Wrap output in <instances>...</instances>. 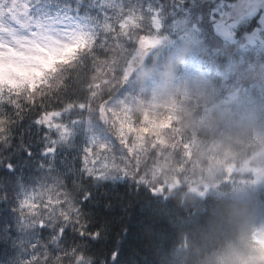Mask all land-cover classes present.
<instances>
[{"label": "snow or ice", "instance_id": "snow-or-ice-1", "mask_svg": "<svg viewBox=\"0 0 264 264\" xmlns=\"http://www.w3.org/2000/svg\"><path fill=\"white\" fill-rule=\"evenodd\" d=\"M262 10L264 0H236L233 15L264 20ZM159 28L139 0H0V168L20 190L15 202L0 197L5 264H92L87 246L100 232L85 218L86 184L130 177L154 195L186 185L202 197L213 185L195 181L213 169L225 182L246 171L216 146L207 167L194 163L196 137L179 134L172 111L121 99L133 66L163 43ZM34 164L28 190L17 172Z\"/></svg>", "mask_w": 264, "mask_h": 264}, {"label": "trees", "instance_id": "trees-1", "mask_svg": "<svg viewBox=\"0 0 264 264\" xmlns=\"http://www.w3.org/2000/svg\"><path fill=\"white\" fill-rule=\"evenodd\" d=\"M232 1L139 0L142 9L158 11L156 35L163 43L133 66L120 90L121 99H139L158 111H172L179 134L196 137L193 150L201 149L206 163V149L216 146L218 155L227 156L234 167L259 171L257 161L264 159L257 147L264 135V33L261 43H246V35L258 27L252 18L236 29L235 41L222 38L214 25L215 10ZM188 116L195 118L194 127L185 134L179 121ZM140 119L137 114L133 123ZM74 164L79 167L78 160ZM39 175L35 164L17 172L28 190ZM71 180L66 181L68 190L79 199L80 189ZM253 180L250 172H244L225 182L222 170L220 181L202 197L186 185L154 195L130 177L86 184L92 196L83 209L85 218L89 230L100 232L98 239L88 242L87 254L92 264H181L187 246L203 253L222 251L233 236L218 226L215 193ZM255 185L264 200V186ZM18 194L15 178L0 168V197L7 195L12 203ZM5 207L0 200V213ZM252 240L250 252L264 249L254 234ZM10 258L11 249L0 245V264Z\"/></svg>", "mask_w": 264, "mask_h": 264}, {"label": "clouds", "instance_id": "clouds-1", "mask_svg": "<svg viewBox=\"0 0 264 264\" xmlns=\"http://www.w3.org/2000/svg\"><path fill=\"white\" fill-rule=\"evenodd\" d=\"M193 116L182 117L179 121L182 132L188 134L194 127ZM258 150L264 153V135L257 141ZM193 161L201 167H207L206 156L201 149L193 150ZM257 167L264 173V159L257 161ZM222 169H213L209 174L198 178L195 183L211 185L218 183ZM264 186V180L258 182ZM258 185L226 186L215 193L216 208L214 216L218 226L231 232L233 240L222 251L203 253L195 246L183 248L181 264H264V249L256 247L249 251L254 242V233L264 231V200L257 194Z\"/></svg>", "mask_w": 264, "mask_h": 264}, {"label": "rangeland", "instance_id": "rangeland-1", "mask_svg": "<svg viewBox=\"0 0 264 264\" xmlns=\"http://www.w3.org/2000/svg\"><path fill=\"white\" fill-rule=\"evenodd\" d=\"M235 3H236V0H233L232 2H229V3H222L220 5V8L215 10L214 25H215V28L218 34L222 38L233 42L236 40L235 32H236V29L239 27V25L243 23V21L256 18L258 27L255 30H253L250 34L246 35V43L248 44L261 43V36L264 33V20L261 19L259 12L253 16H245L244 18H238L233 15ZM158 47L152 49L151 51L157 49ZM150 52H148V54ZM148 54L144 57V59L148 56ZM141 62H139L138 64H140ZM138 64H136L135 67H137ZM259 156L260 157L264 156V153L260 152ZM245 169H246L245 172H250V174L253 175L254 179H255L256 174L261 173L255 168L245 167ZM255 184H258V182L256 183H253L252 181L250 182V185H255ZM254 238L259 243L260 246L264 247V231L254 233Z\"/></svg>", "mask_w": 264, "mask_h": 264}]
</instances>
